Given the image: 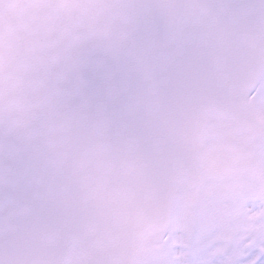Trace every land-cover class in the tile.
<instances>
[{
  "label": "snow or ice",
  "instance_id": "obj_1",
  "mask_svg": "<svg viewBox=\"0 0 264 264\" xmlns=\"http://www.w3.org/2000/svg\"><path fill=\"white\" fill-rule=\"evenodd\" d=\"M0 264H264V0H0Z\"/></svg>",
  "mask_w": 264,
  "mask_h": 264
}]
</instances>
